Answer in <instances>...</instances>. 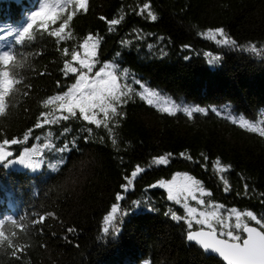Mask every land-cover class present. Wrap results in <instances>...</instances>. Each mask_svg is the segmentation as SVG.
<instances>
[{
    "label": "trees",
    "instance_id": "obj_1",
    "mask_svg": "<svg viewBox=\"0 0 264 264\" xmlns=\"http://www.w3.org/2000/svg\"><path fill=\"white\" fill-rule=\"evenodd\" d=\"M39 4L0 0V52L17 48L24 64L17 69L20 83L6 101V114L0 116V142L22 140L33 129L27 142L6 146L13 157L26 145H53L43 149L53 160L35 172L0 164V218L23 217L29 225L26 233L13 229L18 233L13 243L20 248L5 245L0 264H225L186 241L185 221L171 217L172 212L184 216L182 206L167 199L166 189L150 186L187 172L212 193L206 201L264 216V136L226 118L242 116L264 127V0H88V11L76 12L65 30L70 38L58 43L34 25L33 40L26 47L17 45V35ZM75 11L70 6L48 30L59 28ZM113 19L120 23L110 25ZM217 28L237 46L202 35ZM89 34L100 38L99 61H116L130 79L185 106L205 108L207 114L169 115L133 96L119 109L123 116L117 117L114 137L81 119L34 128L41 112L55 107L46 109L43 101L73 81L61 70ZM206 53L220 59L210 63ZM133 87L139 90V85ZM66 144L68 151L53 150ZM167 153L172 154L167 165L152 164L154 157ZM217 158L231 167L218 172L213 166ZM137 165L146 171L125 191L124 177ZM113 204L120 206L116 230L104 233L103 218Z\"/></svg>",
    "mask_w": 264,
    "mask_h": 264
},
{
    "label": "snow or ice",
    "instance_id": "obj_2",
    "mask_svg": "<svg viewBox=\"0 0 264 264\" xmlns=\"http://www.w3.org/2000/svg\"><path fill=\"white\" fill-rule=\"evenodd\" d=\"M73 5L76 11L69 13L59 28L48 30L47 26L56 24L64 12ZM143 9H149V4L145 3ZM81 10L88 11V0H40L38 10L30 14L29 22L17 35V45L26 47V41L33 40L30 30L34 28V25L48 31L49 35L57 37L58 43L70 38L71 32L65 35V30L76 12ZM147 15L153 21L157 19L156 15L150 10ZM101 19H104V17H101ZM109 23L110 25H117L120 23V19H113ZM202 35L214 40L217 44L237 46L236 41L229 38L222 28L208 29ZM217 36L222 37V39H217ZM99 39V37L89 34L79 46L82 49V54L77 50L72 51L71 59L64 62L61 71L65 78L69 77L70 74L74 76V82L67 86L66 91L54 94L43 101L44 108L47 109L52 105L55 107L49 112H41L34 128H43L45 125L59 124L61 121L71 119H81L90 125H95L96 128L103 127L110 137H114V129L118 126L117 117L122 118L123 116L119 109L133 96H139L149 106H153L169 115L183 112L189 118H192L194 113L207 114L205 108L185 106L170 97L162 95L159 91L147 87L141 80L130 79L127 70L123 69L116 61H99L96 58ZM250 50L255 52L256 45L252 44ZM64 54H68V49L64 50ZM205 55L211 57L210 63L220 59L212 56L211 53ZM18 56H22V54L17 48L0 52V116L6 114L8 108L6 101L14 92L15 86L20 83V80L17 79L19 75L17 69L22 68L24 64L22 60L17 59ZM98 64L100 67L94 71ZM134 84L139 85V90L133 87ZM57 87H61L59 82H57ZM212 111L217 115H222V110L213 108ZM57 113L59 114L57 115ZM101 114L102 118H98ZM226 118L230 119L233 124H239L241 128L247 131L258 132L259 135L264 136V127H261L260 123L249 121L242 116L237 119L236 116L231 114ZM261 123H264V121ZM92 131V128L87 129L89 134ZM32 132L33 129L25 132L22 140L17 138L3 139L0 142V164L7 161L5 166L20 164L33 170L41 167L44 164L43 159H33L40 151L36 147H25L18 158L13 159H9L13 157V152L6 150V146L27 142ZM33 138L40 139L39 137ZM85 139L87 140V137ZM112 142L115 144L116 139L113 138ZM43 147L49 149L53 148V145L45 143ZM53 150L65 152L69 150V147L66 144L64 147H57ZM180 155L183 158L192 160L191 156H185L184 153ZM171 156V153H167L154 157L152 164L157 166L167 165ZM62 159L61 157V161ZM204 159L207 160V157H204ZM213 166L221 173L231 167V165H222L219 158ZM145 171V168L137 165L130 176L126 175L124 177L126 183L121 187L127 191L133 185L135 178ZM223 183L224 190L229 191L228 181L223 179ZM157 186L166 189L169 201L181 205L184 209V216H178L175 212H172L171 217L176 221H185L188 228L186 234L188 241L196 242L206 253L210 252L218 255L225 264H264V216H258L251 210H238L235 207L226 208L224 205L217 204L212 200L206 201L204 197H211L212 193L206 190L200 180L187 172H177L170 180H160L156 185L150 187ZM244 188L247 194L248 185L245 184ZM261 195L264 196V194ZM122 199L123 196L118 193L116 200L121 201ZM189 201H193L195 204L193 205ZM134 203L138 204L139 202ZM119 207V204H113L109 213L104 216V233H109L110 228L112 231L116 230L113 222L117 219L116 213ZM43 219L45 217L41 216L40 221ZM251 222H255L256 226H251ZM6 225L11 227H6ZM194 225L199 227L193 230ZM16 227L26 233L29 225L24 222L23 217L16 219L12 217L0 218V249L7 245L8 247L15 246L19 250L20 246L13 243L14 238L18 235L13 230Z\"/></svg>",
    "mask_w": 264,
    "mask_h": 264
},
{
    "label": "rangeland",
    "instance_id": "obj_3",
    "mask_svg": "<svg viewBox=\"0 0 264 264\" xmlns=\"http://www.w3.org/2000/svg\"><path fill=\"white\" fill-rule=\"evenodd\" d=\"M82 43V42H81ZM80 52H81V54H82V49H80L79 50ZM103 62H106V61H103ZM100 67V66H99ZM99 67H96V69H94V71L95 70H98V68ZM74 79H75V77H73ZM74 79H73V81L70 83V85L74 82ZM69 85V86H70ZM67 90V87L65 88V91ZM45 144V143H44ZM44 144L42 145V144H39V143H33V144H31V145H26V147H36L37 149H39L40 151H38V153H37V155L35 156V157H33V159H40V158H42L43 159V161H44V164H42L41 165V167H43L44 165H49L50 164V160H53V158L52 157H49V155H45L44 154ZM25 147H23L22 148V150L18 153V154H16L15 155V157H11V158H9V159H13V158H18V156H19V154L23 151V149H24ZM6 163H7V161H6ZM8 167H10V168H20V169H24V170H28L29 172H35V171H37V170H39L41 167H39V168H37V169H35V170H33L32 168H26V167H24L23 165H20V164H15V165H13V166H8ZM171 179V178H170ZM170 179H167V180H170ZM191 204H193L194 205V202L193 201H189ZM184 210V209H183Z\"/></svg>",
    "mask_w": 264,
    "mask_h": 264
},
{
    "label": "water",
    "instance_id": "obj_4",
    "mask_svg": "<svg viewBox=\"0 0 264 264\" xmlns=\"http://www.w3.org/2000/svg\"><path fill=\"white\" fill-rule=\"evenodd\" d=\"M251 226H256L255 224H253V223H251ZM195 229H197V228H193V230H195ZM186 234H187V232L185 233V239H186ZM186 241L187 242H189V243H195L197 246H199L196 242H194V241H188L187 239H186ZM200 247V246H199ZM201 248V247H200ZM202 249V248H201ZM202 251L205 253V254H208V255H213V256H217V257H219L218 255H216V254H213V253H206L203 249H202ZM222 259V258H221ZM225 263V262H224Z\"/></svg>",
    "mask_w": 264,
    "mask_h": 264
}]
</instances>
